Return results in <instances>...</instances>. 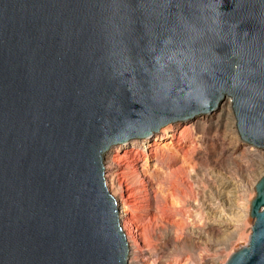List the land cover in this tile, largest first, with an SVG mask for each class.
I'll use <instances>...</instances> for the list:
<instances>
[{"label":"water","instance_id":"water-1","mask_svg":"<svg viewBox=\"0 0 264 264\" xmlns=\"http://www.w3.org/2000/svg\"><path fill=\"white\" fill-rule=\"evenodd\" d=\"M228 97L264 149V0H0V264H126L101 155Z\"/></svg>","mask_w":264,"mask_h":264},{"label":"bare ground","instance_id":"bare-ground-1","mask_svg":"<svg viewBox=\"0 0 264 264\" xmlns=\"http://www.w3.org/2000/svg\"><path fill=\"white\" fill-rule=\"evenodd\" d=\"M230 99V97L224 99L216 110L208 114H199L194 119L184 121L185 123L188 122L186 125H179L177 122L172 123L156 134L153 132L145 139L130 140L122 145L112 146L101 155L102 167L105 171L103 178L105 177L106 190L114 199L116 207L121 209L119 211L117 208L118 222L121 231L124 233L128 247L126 264H141L143 249L152 244H167L172 240H180L182 234L187 229L188 220L191 219L193 221L192 228L194 225L200 223V219L197 216L200 215L203 218L204 213L208 214L213 222L219 226V229H217L214 224H211L209 228H213L214 226L217 232H221L223 228L226 231L233 228L231 221L229 222V219L225 220L222 216L223 209L228 212L238 210L239 203L237 204V199L244 200L246 193L253 192L258 179L264 176V170L259 171L256 178L247 175L249 171H247L246 163L236 161V153L240 152L244 158H248L257 155L259 152H252L246 146L242 148L238 147L239 149L237 147H229L227 150L212 148L211 151L215 155L214 157H210V159L207 156L199 157L206 164L211 161L214 167H222L227 163L232 165L233 163L238 170L237 173L245 174L240 177L242 182H245L244 187L242 184L241 188L238 187L236 190L227 191L230 184H235L233 179L237 177L234 173L227 171V174L219 179L221 182L216 194L210 193L206 195L203 190L204 184L206 180H210V176L196 171L194 176L191 175L193 178L190 177L189 171H194L195 168H190L189 170V156L188 153L184 152L185 148L183 144L188 140L189 136L194 140L195 131H206L208 134L217 137L222 134L226 137L229 133H235L233 129L235 121L231 105L232 100L230 101ZM174 135H178L179 140V143L175 145L177 146L175 152H168L169 150L166 149V147H169L168 145H164L165 148L158 146L161 137H175ZM191 139L190 142L196 146V143ZM218 140L220 142V138ZM176 155H180L182 158H177ZM143 157H145L146 161L149 158L155 159L159 167V170L152 172L146 187L144 186L148 179L146 175L149 173L144 170L146 162L141 164ZM166 159L173 161L168 163L165 162ZM122 160H125L126 164H121ZM179 163L182 165L174 170L173 168ZM189 179H193L192 181L198 185L201 191L198 190L197 193V191L193 190ZM123 180L126 183L129 182L131 187L129 186L127 189L123 188ZM143 187L144 189H141ZM138 190L145 194L131 201L130 197H132V194L136 195L139 192ZM149 191L154 192V198L148 195ZM190 201H192L193 205L197 201L198 205L191 208L190 205H187ZM177 203L181 204V208L175 209ZM249 204L250 202L244 208L245 216H247ZM133 208H136V211L132 210ZM171 208H174V210L172 211ZM133 211L139 213V215L135 216ZM175 216H180L186 221L178 223L174 219ZM146 219H150V221ZM135 221H142L143 223L144 221H148V223L142 226V238L144 239L142 242H140L139 238L140 232L138 233V230L134 229L133 222ZM197 229L198 231H195L194 228L191 232L194 239L201 240L204 233L208 234V231L202 227H197ZM146 230H149L148 234ZM144 258L150 261L153 259V254L144 255Z\"/></svg>","mask_w":264,"mask_h":264},{"label":"rangeland","instance_id":"rangeland-1","mask_svg":"<svg viewBox=\"0 0 264 264\" xmlns=\"http://www.w3.org/2000/svg\"><path fill=\"white\" fill-rule=\"evenodd\" d=\"M232 99H230L231 101ZM232 105V101H231ZM232 111H233V118L235 121V125L233 129L235 130V133H229V135L226 137L222 134L221 136L217 137L211 134H208L206 131H195L194 133V140H192L191 136L188 137V140L183 143L184 144V152L188 153V161H189V170L190 168H195L193 171H189L190 177L194 176V174L197 172H200L201 174H206L210 176V180H206V183L204 184V191L206 195H209L210 193L216 194V192L219 189V184L221 181V177L225 174H227V171L234 173L235 176H237L234 181V185L230 184L229 190H236V188L240 187L243 184V187L245 186V182H242V173H237V169L235 167V164L227 163L225 166L222 167H214V165L211 163V161L206 164L203 160H201L199 157L201 156H207L209 159L210 157H214L211 149L212 148H219L227 150V148L232 147H248L252 152L258 151L259 153L254 156H250L248 158H244L240 152H237V157L235 158L236 161H242L246 163L247 175L253 176V178H256L259 171L264 170V150L260 148H256L251 144H248L241 140L238 127H237V120L234 112V108L232 105ZM179 125H186L188 122H177ZM190 126V125H189ZM167 127V126H166ZM185 129V128H184ZM183 129V130H184ZM162 130V129H161ZM160 130V131H161ZM181 130V131H183ZM191 130V129H188ZM175 137H169V138H160V143H158V146L160 148H165L164 145H168L169 147H166L170 153L171 151L175 152L177 146H175L177 143H179L178 135H174ZM224 136V137H223ZM220 138V142L218 140ZM225 138V140H224ZM190 139L196 143V146H194V143L190 142ZM224 140V141H222ZM158 141V140H157ZM239 149V148H238ZM183 154V153H182ZM174 156V155H173ZM177 158H182L180 155H176ZM173 160L166 159L165 162H172ZM146 162V163H145ZM144 170L148 171L149 174L146 175V185H148L147 181L151 178V174L153 171L159 170V167L157 166L155 159H148L145 160V157L141 160V164H144ZM103 164V163H102ZM121 164H126L125 160L121 161ZM182 164H177L173 169H178ZM192 175V176H191ZM105 176V171H104ZM220 176V177H219ZM218 177V178H217ZM105 178V177H104ZM193 178V177H192ZM189 183L191 182L192 189L197 191L200 190L198 185L192 181L193 179H189ZM260 179H258L259 181ZM105 181V179H104ZM258 183V182H257ZM123 188L127 189L129 186L131 187V184L129 182H125L123 180ZM256 187V186H255ZM241 188V187H240ZM141 189H144L141 188ZM139 191V190H138ZM201 191V190H200ZM143 193V194H142ZM145 193L144 192H137L136 195L132 194V197H130L131 201L136 200L138 197H142ZM148 195L152 198L155 197L154 192H148ZM134 196V197H133ZM256 197V190L254 188L253 192H247L245 195V199H237L238 210L233 212H228L223 209L222 216L224 219L231 221V225L233 228L229 229L228 231L223 230L221 232H217L215 227L219 229L215 222L209 217L208 214L204 213L203 218L201 216H197L198 219H200V223L197 225H194V227L191 228L193 221L190 219L188 220V226L184 234H182L180 240H172L169 241L167 244H152L149 247H146L143 249V257H141V264H227L231 256L241 250L242 248L248 246L250 236L252 234V228L254 226V219L251 220V202ZM250 202L248 213L245 216L244 208L246 204ZM192 204V201L188 202L187 205H190L191 208L198 205V202ZM178 205V206H177ZM185 205V204H184ZM186 205V206H187ZM175 209L181 208V204L177 203ZM179 207V208H178ZM120 211L121 209L117 207ZM132 210L136 211V208H133ZM173 211L174 208H171ZM134 212L135 216L139 215V213ZM151 211V210H150ZM148 211V212H150ZM175 221L178 223L185 222L184 219H182L180 216H175ZM149 220L150 219H146ZM235 221V222H234ZM148 223V221H135L133 222L134 229L138 230L140 242L144 240L142 237L143 233V224ZM234 223V224H232ZM213 225V228H209V225ZM139 227V228H136ZM197 227H202L204 230L208 231V234L204 233V236L201 240L194 239L191 232L192 229L195 228V231H198ZM206 228V229H205ZM215 229V230H213ZM202 229V231H204ZM147 231V230H146ZM149 231V230H148ZM147 231V234H148ZM194 231V230H193ZM190 236V237H189ZM207 237V239H206ZM142 238V239H141ZM149 253L153 254V259L148 261L146 258H144V255H147ZM177 262V263H176Z\"/></svg>","mask_w":264,"mask_h":264}]
</instances>
